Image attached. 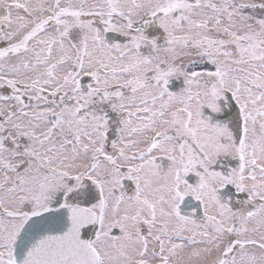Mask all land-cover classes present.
I'll return each mask as SVG.
<instances>
[{
  "label": "snow or ice",
  "instance_id": "obj_1",
  "mask_svg": "<svg viewBox=\"0 0 264 264\" xmlns=\"http://www.w3.org/2000/svg\"><path fill=\"white\" fill-rule=\"evenodd\" d=\"M0 264H264V0H0Z\"/></svg>",
  "mask_w": 264,
  "mask_h": 264
}]
</instances>
